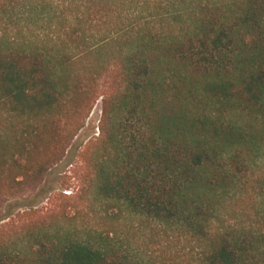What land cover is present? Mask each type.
Segmentation results:
<instances>
[{"label":"trees","instance_id":"16d2710c","mask_svg":"<svg viewBox=\"0 0 264 264\" xmlns=\"http://www.w3.org/2000/svg\"><path fill=\"white\" fill-rule=\"evenodd\" d=\"M1 206L0 264H264V0H0Z\"/></svg>","mask_w":264,"mask_h":264},{"label":"rangeland","instance_id":"374dc122","mask_svg":"<svg viewBox=\"0 0 264 264\" xmlns=\"http://www.w3.org/2000/svg\"><path fill=\"white\" fill-rule=\"evenodd\" d=\"M101 116V102L97 101L94 105L89 117L85 121L84 127L79 131L74 138L71 147L65 157L56 165L48 169L38 179L37 183L30 189L19 194L17 199L28 198L31 195L39 194L38 204L44 203L49 195L59 191L61 187H73L75 181L71 179L70 175V161L73 155L82 146H84L90 139L97 136V126ZM68 194V191H65ZM3 214V206L0 207V215Z\"/></svg>","mask_w":264,"mask_h":264}]
</instances>
